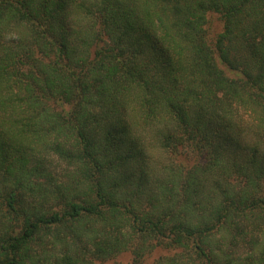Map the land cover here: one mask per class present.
I'll return each instance as SVG.
<instances>
[{"label": "trees", "instance_id": "1", "mask_svg": "<svg viewBox=\"0 0 264 264\" xmlns=\"http://www.w3.org/2000/svg\"><path fill=\"white\" fill-rule=\"evenodd\" d=\"M123 254L264 264V0H0V264Z\"/></svg>", "mask_w": 264, "mask_h": 264}, {"label": "rangeland", "instance_id": "2", "mask_svg": "<svg viewBox=\"0 0 264 264\" xmlns=\"http://www.w3.org/2000/svg\"><path fill=\"white\" fill-rule=\"evenodd\" d=\"M212 26L214 27V30H220V22L218 20V17H216V15H213L212 16ZM130 260V255L129 254H123V255H120L118 257H116L115 259H112L110 261H107L103 264H117V263H127L128 261ZM150 261V258H148L146 260V263L147 264L148 262Z\"/></svg>", "mask_w": 264, "mask_h": 264}]
</instances>
